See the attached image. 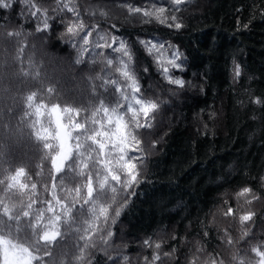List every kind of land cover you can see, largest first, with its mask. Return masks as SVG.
I'll list each match as a JSON object with an SVG mask.
<instances>
[{"label": "trees", "instance_id": "trees-1", "mask_svg": "<svg viewBox=\"0 0 264 264\" xmlns=\"http://www.w3.org/2000/svg\"><path fill=\"white\" fill-rule=\"evenodd\" d=\"M31 3L34 7L13 0L11 7H0V59L6 62L0 77V135L6 132L15 144L23 146L6 150L0 141V180L19 167L30 177L22 178L29 185L24 190L14 188L6 193L0 185V200L16 214L28 210L37 194L44 199V185H51L50 161L43 175H37V165L48 153L31 136L30 125L39 120L37 131H42L41 124L55 129L54 104L61 108L98 104L92 87L101 83L95 79L104 67L98 55L101 50L81 53L60 41L67 23L75 21L67 9L61 11L64 3L78 8L85 24H98L102 31L129 40L139 55L140 75L144 76L145 67L150 69L143 85H155L145 95L167 102L156 114L154 126L140 130L146 157L138 169L141 183L135 186V195L128 197L117 222L107 229L113 233L108 242L101 238L107 231L94 234L88 247L80 240L83 231L67 232L51 249V257L44 256L49 248L33 247V254L42 258V264H113V260L116 264H239L241 260L255 264L259 257L251 249L264 245V0H187L175 13L168 0ZM127 5L164 7L166 15L175 14L183 27L170 28L155 18L144 23L142 15L129 14ZM37 9L36 17L28 15ZM45 19L52 24L51 30L38 32ZM149 38L170 42L187 57L184 70L173 71L175 77L187 82L183 89L168 84L156 71L153 57L138 44V39ZM40 47L48 56L71 65L74 81L63 82L61 88L56 77H49L48 56L39 55ZM78 57L87 63L76 64ZM236 65L241 68L239 77L234 75ZM22 73L28 79L25 82L19 80ZM49 88L54 92L49 93ZM33 93L37 98L29 107L26 98ZM41 101L47 109L41 108L38 117ZM32 183L38 184V190L31 189ZM244 188L250 193L238 196ZM125 196L127 193H120L115 203L109 199L113 216ZM229 208L233 214L225 215ZM32 211H38L37 205ZM248 212L256 215L242 223L241 216ZM87 218L79 217L82 229L87 227L83 224ZM245 232L250 234L244 236ZM10 238L26 246L36 239L31 233L17 236L15 232ZM154 256L160 260L153 262Z\"/></svg>", "mask_w": 264, "mask_h": 264}, {"label": "snow or ice", "instance_id": "snow-or-ice-1", "mask_svg": "<svg viewBox=\"0 0 264 264\" xmlns=\"http://www.w3.org/2000/svg\"><path fill=\"white\" fill-rule=\"evenodd\" d=\"M61 0H57L59 4ZM187 0H168L173 13L180 11V6ZM13 0H0V7L9 8ZM28 7H34L31 0H24ZM63 9H67L75 17V21H69L64 32L60 34V41L71 45L78 52H96L102 58L104 67L101 74L96 76V80L101 83L97 86L93 84L92 96L98 99V104H93L91 108H74L54 104L51 112L55 114V129L50 130L43 124L40 125L42 131H37L36 125L39 120L30 125L31 136L38 144H42L43 150L48 154L41 157V162L37 165L40 171L38 176L43 175V170L50 161L49 176L51 185H44V199H34L28 205V210L21 214H16L3 200H0V264H42V258L34 255L32 248H49L44 256L53 255L54 245L59 244L67 232L79 233L83 231L85 235L80 236V240L85 241V247L89 246L94 234L107 231L110 224H115L121 215L124 207L129 203L128 197L135 195L134 188L141 183L139 168L145 164L146 157L143 155V148L139 136L141 129H150L154 126L156 114L166 101L148 98L145 93L155 87L149 83L145 87L142 80L147 76L150 69H143L144 76L138 71L139 55L134 45L127 39L102 31L98 24L87 25L80 19V11L76 7H70L69 3H64ZM130 15H142L144 23H148L155 18L160 24H167L168 27L181 29L182 23L177 22L178 17L173 14L166 15L164 7L150 8L134 7L127 5ZM29 12L30 17H36L38 13ZM100 15H106L100 11ZM246 27V26H245ZM52 24L48 19L43 21V27H37L38 32L50 31ZM116 29V25H112ZM17 33H8L9 36ZM110 38V42H109ZM138 44L151 57L156 65V71L167 81L168 84L183 89L186 81L175 77L173 71H183L187 57L176 47V45L159 41L155 38L138 39ZM109 50L105 52L104 50ZM113 54H115L113 56ZM97 61H92L95 64ZM76 64H84L87 61L78 57ZM114 70V71H113ZM241 68L236 65L234 75L239 77ZM89 79H92L89 77ZM49 93L54 89L49 88ZM175 95V93H172ZM37 98V94H30L26 99L31 103ZM257 103L261 101L257 100ZM41 108L47 109V105L41 104L36 109V115H42ZM59 110V112L57 111ZM31 119V114L25 113ZM68 120L65 124L63 121ZM143 121V122H141ZM47 133V135L42 134ZM54 132V134H53ZM7 155V154H5ZM22 178H29L24 167L16 168L15 171L0 180V185H4V191L10 192L17 188L24 190L29 188L27 183L22 182ZM73 186H69V185ZM31 189L38 190V184L32 183ZM249 188H244L238 196H246L250 193ZM64 193L63 196L58 193ZM120 193H127L124 197V204L116 209L113 216L108 203L111 199L115 203ZM50 197V198H48ZM257 199L253 196V200ZM251 203V201H248ZM33 205H37L38 211L33 212ZM46 205V207H39ZM233 214V209L229 208L225 215ZM256 214L248 212L241 216V222H249ZM87 216L83 221L87 225L83 229L80 227L79 217ZM16 233H31L35 236V242L25 245L16 243L10 238ZM250 233L245 232L244 236ZM113 233L107 231V236L101 238L105 243L112 237ZM243 238V237H242ZM145 245L149 241L144 242ZM228 243H232L229 239ZM94 246V245H93ZM160 247L159 244L156 245ZM264 245L252 247L259 260L255 264H264ZM83 252V249H81ZM168 255V254H165ZM77 260L82 257H77ZM112 260V257H109ZM127 260V257L124 258ZM159 256L153 257V262L159 261ZM113 264L116 261L113 260ZM194 264V262H190ZM212 264H216L213 261ZM239 264H250L241 260Z\"/></svg>", "mask_w": 264, "mask_h": 264}, {"label": "rangeland", "instance_id": "rangeland-1", "mask_svg": "<svg viewBox=\"0 0 264 264\" xmlns=\"http://www.w3.org/2000/svg\"><path fill=\"white\" fill-rule=\"evenodd\" d=\"M41 43L44 46L46 44V41L42 40ZM37 47H39V46H37ZM41 48H43V47H40V49L38 51L39 55L41 57L46 56L48 53H46ZM49 56H48V59H47L48 60L47 64H48V68H49V71L47 70V73L50 74L49 77H51V76L52 77H56V79L58 80V85L61 88H62V85L64 84L63 82H66L68 80L71 81V82L74 81L73 72H72L71 67H70L71 65H69L68 63H66L63 60L57 59L55 56H53L51 54H49ZM5 63L6 62H5L4 58L0 59V71H1L0 77L2 76V74H4L3 68L5 66ZM18 77H19V80L20 81L22 80L23 82L28 80L27 77L23 73L20 76L18 75ZM1 99L2 98H1V94H0V100ZM53 116H54V120H55V114H53ZM8 136L9 135H7L6 132L3 135H0V141H1V143H3V141H4V147H6V150H10L11 146H13V145L14 146L18 145L20 147V149H22L21 147H23V146L19 145L18 142H16V144H15V142H14L15 140L10 139V137H8ZM20 149H19V151H20ZM22 152H23V150H22ZM20 154H22V153L20 152ZM263 230H264V228H263Z\"/></svg>", "mask_w": 264, "mask_h": 264}]
</instances>
